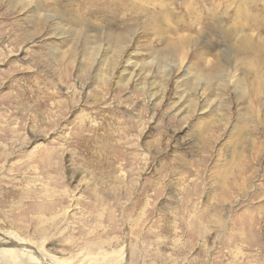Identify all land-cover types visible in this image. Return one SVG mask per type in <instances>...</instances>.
Instances as JSON below:
<instances>
[{
  "label": "rangeland",
  "instance_id": "374dc122",
  "mask_svg": "<svg viewBox=\"0 0 264 264\" xmlns=\"http://www.w3.org/2000/svg\"><path fill=\"white\" fill-rule=\"evenodd\" d=\"M8 236L37 264H264V0H0Z\"/></svg>",
  "mask_w": 264,
  "mask_h": 264
},
{
  "label": "bare ground",
  "instance_id": "6f19581e",
  "mask_svg": "<svg viewBox=\"0 0 264 264\" xmlns=\"http://www.w3.org/2000/svg\"><path fill=\"white\" fill-rule=\"evenodd\" d=\"M6 241H9V242L6 243ZM17 243H20V241L14 240L13 238H11L9 236L4 237V241L0 242V264H37L38 263L37 260L32 259L31 257H28L27 255L18 252V251H23V252L27 253V252H32V251L31 250L29 251V249H27L28 247L25 246V244H22V245H24V247H23V246H19L20 244L18 246L15 245ZM21 243H23V242H21ZM92 247H95V244L92 245ZM1 248H5V249H1ZM7 248H9V249H7ZM12 249H14V250H12ZM16 250H18V251H16ZM33 252L35 255H38L43 260L42 262H44V261L47 262L46 264H71L69 261H64L63 259H59V260L49 259L40 250H34Z\"/></svg>",
  "mask_w": 264,
  "mask_h": 264
}]
</instances>
